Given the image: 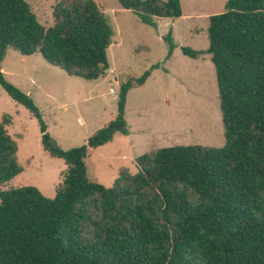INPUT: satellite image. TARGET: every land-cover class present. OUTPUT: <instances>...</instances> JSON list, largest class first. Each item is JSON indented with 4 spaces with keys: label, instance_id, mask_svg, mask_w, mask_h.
Returning <instances> with one entry per match:
<instances>
[{
    "label": "trees",
    "instance_id": "1",
    "mask_svg": "<svg viewBox=\"0 0 264 264\" xmlns=\"http://www.w3.org/2000/svg\"><path fill=\"white\" fill-rule=\"evenodd\" d=\"M142 23L182 17L181 0H121ZM115 32L95 0H61L42 24L29 0H0V86L36 118L45 154L65 170L53 199L33 186L12 187L23 168L0 120V264H264V0H227L209 18L206 51L215 68L225 144L177 145L136 159L113 187L90 181V151L129 135V92L153 65L122 84L117 116L68 151L48 133L34 100L10 84L1 64L10 49L40 54L68 76L96 81L110 70ZM165 61L176 50L164 37ZM182 53H201L183 47Z\"/></svg>",
    "mask_w": 264,
    "mask_h": 264
},
{
    "label": "rangeland",
    "instance_id": "2",
    "mask_svg": "<svg viewBox=\"0 0 264 264\" xmlns=\"http://www.w3.org/2000/svg\"><path fill=\"white\" fill-rule=\"evenodd\" d=\"M42 24H52L53 7L61 0H29ZM115 35L108 50L110 70L96 81L68 76L40 54L23 56L10 49L2 64L6 80L28 94L42 113L48 133L63 150L78 148L117 116L120 87L140 78L153 65L143 86L127 97L129 136L92 150L86 159L90 181L113 187L121 172L137 173L136 159L156 149L177 145L221 148L225 144L217 78L209 47V18L224 11L227 0H181L182 17L155 18V29L141 22L121 0H95ZM166 1V0H162ZM172 30L176 50L165 61L164 37ZM186 47L198 58L182 53ZM113 90V91H112ZM0 120L17 143L23 172L12 187L33 186L53 199L62 182L65 164L45 154L39 124L0 86Z\"/></svg>",
    "mask_w": 264,
    "mask_h": 264
},
{
    "label": "crops",
    "instance_id": "3",
    "mask_svg": "<svg viewBox=\"0 0 264 264\" xmlns=\"http://www.w3.org/2000/svg\"><path fill=\"white\" fill-rule=\"evenodd\" d=\"M146 84V83H145ZM127 136H129V135H127ZM156 150H158V149H156Z\"/></svg>",
    "mask_w": 264,
    "mask_h": 264
},
{
    "label": "built area",
    "instance_id": "4",
    "mask_svg": "<svg viewBox=\"0 0 264 264\" xmlns=\"http://www.w3.org/2000/svg\"><path fill=\"white\" fill-rule=\"evenodd\" d=\"M113 91V90H112Z\"/></svg>",
    "mask_w": 264,
    "mask_h": 264
}]
</instances>
